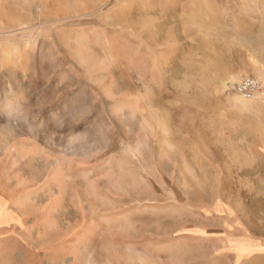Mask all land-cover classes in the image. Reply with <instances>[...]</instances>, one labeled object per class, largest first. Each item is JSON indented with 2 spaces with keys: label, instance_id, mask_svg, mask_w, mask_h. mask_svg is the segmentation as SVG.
Masks as SVG:
<instances>
[{
  "label": "rangeland",
  "instance_id": "rangeland-1",
  "mask_svg": "<svg viewBox=\"0 0 264 264\" xmlns=\"http://www.w3.org/2000/svg\"><path fill=\"white\" fill-rule=\"evenodd\" d=\"M263 92L264 0H0V264H237Z\"/></svg>",
  "mask_w": 264,
  "mask_h": 264
},
{
  "label": "crops",
  "instance_id": "crops-1",
  "mask_svg": "<svg viewBox=\"0 0 264 264\" xmlns=\"http://www.w3.org/2000/svg\"><path fill=\"white\" fill-rule=\"evenodd\" d=\"M256 238L254 244L244 246L246 251L240 257L237 264H264V234Z\"/></svg>",
  "mask_w": 264,
  "mask_h": 264
},
{
  "label": "built area",
  "instance_id": "built-area-1",
  "mask_svg": "<svg viewBox=\"0 0 264 264\" xmlns=\"http://www.w3.org/2000/svg\"><path fill=\"white\" fill-rule=\"evenodd\" d=\"M258 89H259L258 82L249 80L247 82L240 84V86L238 87V92L244 95H248L249 97H252L257 93Z\"/></svg>",
  "mask_w": 264,
  "mask_h": 264
}]
</instances>
